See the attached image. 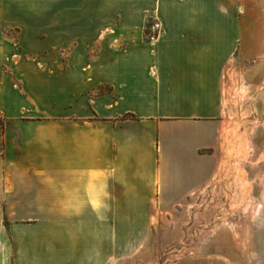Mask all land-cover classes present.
Listing matches in <instances>:
<instances>
[{"label":"crops","instance_id":"0c3cea01","mask_svg":"<svg viewBox=\"0 0 264 264\" xmlns=\"http://www.w3.org/2000/svg\"><path fill=\"white\" fill-rule=\"evenodd\" d=\"M236 4L0 0V59L24 55L0 83L47 86L0 106V264H129L184 207L201 236L180 264H264V190L208 187L233 60L261 44Z\"/></svg>","mask_w":264,"mask_h":264},{"label":"rangeland","instance_id":"374dc122","mask_svg":"<svg viewBox=\"0 0 264 264\" xmlns=\"http://www.w3.org/2000/svg\"><path fill=\"white\" fill-rule=\"evenodd\" d=\"M236 1V11H240L243 16V33L249 35L251 31L256 29L261 44H258L257 49L254 50L255 48L248 43L249 41L247 44L243 42L241 55L237 53L233 60L236 63V68L231 69L226 85V115L224 118L225 123L229 126L226 135L230 141L225 143L224 138L222 140L225 154H223L220 167L208 187L241 189L237 184V176L234 172L233 162L235 161L248 175L250 189L264 190V0ZM8 35L14 43L16 32H8ZM244 38L243 36V40H245ZM3 45L6 48L0 60L9 63L13 60L21 61L24 59V55L20 53L17 46H13L9 42ZM6 71V68H0V72ZM13 81L9 84L0 83V106L7 104L14 107L17 101L22 99L20 95L24 96L28 92L33 94V97L38 95L40 98L45 92V87H47L41 85L23 86L17 83L15 79ZM233 82L236 83L235 86H233ZM233 88L236 89L237 93L233 106L234 113L228 101ZM5 124L6 121L0 111V125ZM234 136L243 137L246 144L245 149H240L234 143ZM230 153L235 155L234 158H229L228 154ZM196 204L193 210L200 211V205L197 206ZM190 211L192 210L187 209V207L179 208L177 212L172 214L173 220L170 219L169 213H164L163 227L156 231V235L161 237V244L150 245L146 252L136 251L131 256L129 264H170L171 259L177 260L180 264L185 262V258L189 254L188 250L192 247L200 249V246H190L184 243L187 234L189 236H201L200 218L195 217L193 221ZM194 215L197 216L196 213ZM171 221L177 228H170ZM171 236L178 237L179 243L177 245L169 243Z\"/></svg>","mask_w":264,"mask_h":264},{"label":"bare ground","instance_id":"6f19581e","mask_svg":"<svg viewBox=\"0 0 264 264\" xmlns=\"http://www.w3.org/2000/svg\"><path fill=\"white\" fill-rule=\"evenodd\" d=\"M236 83L233 82V86H235ZM237 98V93H236V89H232L231 94L229 95L228 101L230 103V106L232 107V112H235V109L233 108L234 106V102L236 101ZM229 128L228 124L225 123L223 128H222V136L224 138L225 143H228L230 140L226 135L227 129ZM231 130V129H230ZM233 141L235 144H237L239 146L240 149H245L246 148V144L245 141L243 139V137L241 136H234ZM229 158H234V154L230 153L228 154ZM231 160V159H230ZM233 167H234V172L237 176V184L240 186L242 192L247 193L250 190V182L247 178V174L245 172V170H243V168H241V166H239L237 164V162H233ZM245 196V195H244Z\"/></svg>","mask_w":264,"mask_h":264},{"label":"built area","instance_id":"2783aa9c","mask_svg":"<svg viewBox=\"0 0 264 264\" xmlns=\"http://www.w3.org/2000/svg\"><path fill=\"white\" fill-rule=\"evenodd\" d=\"M148 31L149 32L147 33L146 36L147 39L149 41L155 40L160 34V23L158 21L150 23Z\"/></svg>","mask_w":264,"mask_h":264}]
</instances>
